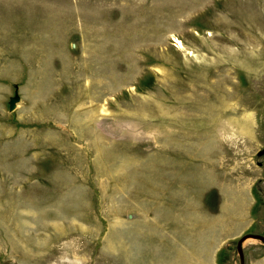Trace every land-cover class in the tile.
<instances>
[{
    "label": "rangeland",
    "instance_id": "obj_1",
    "mask_svg": "<svg viewBox=\"0 0 264 264\" xmlns=\"http://www.w3.org/2000/svg\"><path fill=\"white\" fill-rule=\"evenodd\" d=\"M248 234L264 0H0V264H241Z\"/></svg>",
    "mask_w": 264,
    "mask_h": 264
},
{
    "label": "water",
    "instance_id": "obj_2",
    "mask_svg": "<svg viewBox=\"0 0 264 264\" xmlns=\"http://www.w3.org/2000/svg\"><path fill=\"white\" fill-rule=\"evenodd\" d=\"M16 103H17V99H15V98L11 99V101H10V110L11 111L15 109ZM248 239H258L264 243V237L261 235L248 234V235L243 236L238 243V247L240 249V262H241V264H244V255H243V251H242V243Z\"/></svg>",
    "mask_w": 264,
    "mask_h": 264
},
{
    "label": "bare ground",
    "instance_id": "obj_3",
    "mask_svg": "<svg viewBox=\"0 0 264 264\" xmlns=\"http://www.w3.org/2000/svg\"><path fill=\"white\" fill-rule=\"evenodd\" d=\"M176 42V41H175ZM178 43V42H177ZM182 46V45H181Z\"/></svg>",
    "mask_w": 264,
    "mask_h": 264
}]
</instances>
